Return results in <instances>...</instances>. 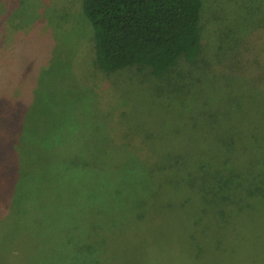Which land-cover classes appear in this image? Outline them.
I'll list each match as a JSON object with an SVG mask.
<instances>
[{
	"label": "rangeland",
	"instance_id": "374dc122",
	"mask_svg": "<svg viewBox=\"0 0 264 264\" xmlns=\"http://www.w3.org/2000/svg\"><path fill=\"white\" fill-rule=\"evenodd\" d=\"M82 3L0 0V161L101 171L104 205L63 222L95 264H264V200L222 213L190 186L199 167L245 179L264 164V0H202L198 62L161 79L100 69Z\"/></svg>",
	"mask_w": 264,
	"mask_h": 264
},
{
	"label": "trees",
	"instance_id": "16d2710c",
	"mask_svg": "<svg viewBox=\"0 0 264 264\" xmlns=\"http://www.w3.org/2000/svg\"><path fill=\"white\" fill-rule=\"evenodd\" d=\"M202 6V0H83L94 29L96 64L107 73L147 68L160 79L181 60L196 64L203 47ZM27 133L23 131L21 140ZM41 164L20 156L14 162L0 161V264L16 250L27 256L26 264H95L91 241L85 238L84 246L76 245L80 238L63 222L91 219L97 211L89 210L104 205L106 193L89 186L101 171L56 160L43 172ZM242 167L240 161L238 170ZM203 170L198 168L190 186L210 193L208 201L222 213L246 208L248 200L252 207L264 200V164L245 179L223 168V174L203 175Z\"/></svg>",
	"mask_w": 264,
	"mask_h": 264
}]
</instances>
